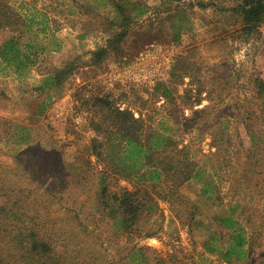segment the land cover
<instances>
[{
	"label": "rangeland",
	"instance_id": "obj_1",
	"mask_svg": "<svg viewBox=\"0 0 264 264\" xmlns=\"http://www.w3.org/2000/svg\"><path fill=\"white\" fill-rule=\"evenodd\" d=\"M112 1L131 19L117 20L103 0H0V44L12 36L46 43L21 78L0 64V179L62 176L69 197L89 202L111 164L94 145L130 115L191 143L212 184L209 196L200 195L202 183L148 185L157 208L145 223L152 236L138 247L149 263L227 264L203 244L217 232L230 246L219 219L231 217L249 238L248 263L264 264V20L240 14L251 0ZM139 6L147 13L134 18ZM29 19L28 31L12 33ZM66 66L62 87L40 90L45 75ZM197 120L203 132L190 129ZM112 185L134 188L117 177Z\"/></svg>",
	"mask_w": 264,
	"mask_h": 264
},
{
	"label": "trees",
	"instance_id": "obj_2",
	"mask_svg": "<svg viewBox=\"0 0 264 264\" xmlns=\"http://www.w3.org/2000/svg\"><path fill=\"white\" fill-rule=\"evenodd\" d=\"M103 1L112 6L117 20L131 19L123 18L120 3ZM239 9L246 22L260 24L264 20V0L245 1ZM134 11V18L147 13L142 6ZM30 19L23 21L22 28H9L15 34L25 33L30 29ZM17 37L0 44V64L5 69L13 68L21 78L35 64L39 52L46 50V43L21 45ZM105 50L101 48L98 54ZM69 70L66 66L45 75L42 82L46 86H40V90L47 86L62 87ZM260 81L256 80L254 87L262 86ZM117 114L123 116L121 112ZM3 123L4 128L6 122ZM114 126L116 130L93 148L97 159L106 157L104 160H110L111 164L98 172L97 187L89 202L69 197L62 176L52 174L43 181L28 180V184H10L0 179V264H162L157 258L149 263L138 247L141 240L152 236L145 223L157 208L148 185L161 186L174 180L183 185L202 183L200 195L209 196L212 184L206 180V170L194 159L197 153L191 143L173 139L166 128L144 129L142 121L130 115ZM18 127L24 130L22 140H28L30 131ZM203 127L197 120L190 129L199 133ZM97 131L99 134V128ZM213 137L217 140L216 135ZM210 145L214 146L215 142ZM216 147L220 149L221 143L217 142ZM42 171L43 167L35 172L40 175ZM82 176L86 178L85 174ZM116 177L132 184L133 190L114 187L112 182ZM219 223L229 231L231 245L226 247V240L213 232L207 236L204 249L218 254L227 264L232 263V258L237 263L251 264L247 261L249 238L238 222L221 217Z\"/></svg>",
	"mask_w": 264,
	"mask_h": 264
}]
</instances>
